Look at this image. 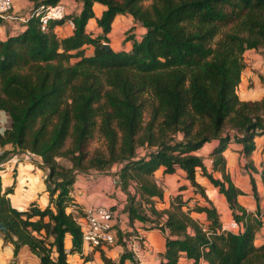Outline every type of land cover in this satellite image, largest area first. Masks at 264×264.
Masks as SVG:
<instances>
[{
    "label": "trees",
    "instance_id": "1",
    "mask_svg": "<svg viewBox=\"0 0 264 264\" xmlns=\"http://www.w3.org/2000/svg\"><path fill=\"white\" fill-rule=\"evenodd\" d=\"M33 1L23 31L0 39V110L11 118L0 147L41 157L49 204L13 208L8 198L13 189L3 192L0 176L3 240L14 246V256L27 246L40 264H70L68 254H81L83 245L81 226L67 212L77 176L119 165L115 185L127 194L123 211L166 234L161 264H180L182 255L191 264H264V244L255 245L264 213L259 208L248 213L239 205L244 193L230 179L223 155L233 141L248 157L256 149L255 138L264 135V96L242 100L238 94L244 54L264 49V0H80V13L71 16L73 34L64 38L54 29L66 19L50 21L43 31L35 16L61 0ZM95 3L105 10L97 19L102 34L93 37L86 26L95 17ZM119 14L131 15L145 29L130 51L103 47ZM87 46L93 47L92 55L86 54ZM97 136L102 145L92 150ZM206 144L214 145L211 171L197 154ZM140 147L147 150L143 156H138ZM5 156L0 155V164ZM159 170H182L210 206L185 211L186 203L176 197L169 208L157 209L154 198H164L153 180ZM198 170L225 196L242 230L222 231ZM252 186L257 198L253 179ZM192 211L206 214L207 228ZM102 260L135 261L127 249L117 261L105 255Z\"/></svg>",
    "mask_w": 264,
    "mask_h": 264
},
{
    "label": "crops",
    "instance_id": "2",
    "mask_svg": "<svg viewBox=\"0 0 264 264\" xmlns=\"http://www.w3.org/2000/svg\"><path fill=\"white\" fill-rule=\"evenodd\" d=\"M60 2H63L67 7V19L62 24L57 25L54 31L60 38H64L73 34L74 24H71L69 19L72 18L71 16L80 13L82 3L80 0H61ZM33 8V0H14L12 10L2 18V22L0 23V39L5 40L8 36L23 31V22L29 16ZM93 9L95 17L88 21L86 31L93 37H96L102 34V29L97 25V19L101 17L105 7L102 4L95 3ZM144 33L145 29L141 24L136 22L131 15L119 14L115 17L111 26V31L107 35V43L114 51H130L134 41L140 40ZM93 52L94 49L92 46L86 47L87 55H92ZM239 96L242 100H256L262 98L264 93L260 98H254L249 95L243 98L240 94ZM8 124L9 127H11V120H8ZM255 144L256 149L248 157L242 153V144L233 141L223 153L226 159V170L230 179L234 185L244 193L238 196L237 201L248 213L253 214L256 213L258 208L264 213V135L257 136L255 138ZM213 146V144H206L197 152L199 155L204 148H207L206 155L200 156L203 157L204 163L209 171L212 170L210 153ZM1 148L3 153H6L3 162L0 164L2 190L5 192L9 188L13 189V192L8 195L11 206L17 210L24 211L31 203L36 202L41 208H45L49 204V194L46 190L45 183L48 172L45 168H42L43 161L41 157L33 158L28 155L27 151H20L11 145H6ZM199 171L200 170L197 172L198 174ZM177 172H180L181 175L184 174L182 170H178ZM214 177L222 179V174L220 172H214ZM252 179L256 185L257 198L253 191ZM197 180L200 185L205 186V184H207L205 180L208 179L202 175H198ZM115 182V175H106L105 177L92 175L88 177L85 176V174H81L77 176L70 194L72 200L75 201L81 209L98 205L112 208L116 212L114 227L117 231L118 241L115 245L109 247L90 248L82 245V253L68 254V262L70 264H102L103 255L117 261L125 252V249H127L132 253L134 260H139V264H161L163 261V254L166 251V234H164L160 228L154 227L153 223L130 220L129 216L123 211L127 203V195L124 194L120 188L116 187ZM185 182L188 181L186 180ZM209 185H211V187L209 186L210 188H208L207 193L211 195V193L216 191L222 207L224 209L226 207L228 208L225 196L219 193L218 189L210 182ZM154 200L157 209H159V205L161 209H164L170 206L173 198H167L164 193L162 201L159 200L158 202L157 198H154ZM67 212L72 213L79 224L81 223V210L75 211L68 206ZM190 214L194 219L196 217L203 218L205 215V213L197 214L194 212ZM232 216L233 215L230 214L227 219L231 220L233 218ZM232 220H234V218ZM262 221L263 225L256 232L255 236L256 246L264 244V217ZM220 222L222 226L225 225L223 224L225 222L221 219V216ZM203 223L206 224L205 222ZM203 226L206 227L207 225ZM3 232L4 231H0V264H21L24 262L29 264H40L39 258L35 256L27 246L22 247L18 255L14 256V246L11 243H4ZM118 232L122 237L121 241L124 243L126 242L125 245L119 242ZM127 239L129 240L127 241ZM71 246V236L67 234L65 238V248L67 252L70 251ZM179 262L180 264L192 263V261L188 260L183 255L180 257ZM125 264H132V262L127 260ZM201 264L207 263L202 262Z\"/></svg>",
    "mask_w": 264,
    "mask_h": 264
},
{
    "label": "rangeland",
    "instance_id": "3",
    "mask_svg": "<svg viewBox=\"0 0 264 264\" xmlns=\"http://www.w3.org/2000/svg\"><path fill=\"white\" fill-rule=\"evenodd\" d=\"M244 62L246 66L242 74V79L240 83L241 85H239L238 87V92L243 98L246 97V95H249L254 98H260L264 93L263 91L264 85L262 83V79H264V49L247 51L244 54ZM148 117L149 115L146 113L145 119L147 120ZM101 145H102V142L100 139H98V136H97L95 140L92 142L91 148L92 150H94L96 148H100ZM207 147H210V146H207ZM206 149L207 148H204L200 152L202 154L199 153V155H206L205 154ZM146 152L147 150L145 147H140L138 149V156H143L145 155ZM59 161L62 165L66 167H70V163L66 159H60ZM119 169H120L119 165H114L108 171L100 172L97 170H90L85 173H80L79 175L85 174V176H88V177L92 175L105 177L106 175L108 176L115 175L116 172L119 171ZM177 171L174 174H165L163 170H159L157 171V173H155L153 177V180L163 189L164 193L166 194V197L167 198L172 197L173 199H175L176 197H181L182 201L186 203V206H184L185 211H187L189 208L193 209L196 205L210 206L208 201H206V199L186 179V174L183 172L184 174L181 175L180 172H177ZM198 175H201L200 171ZM198 175H197V178H198ZM186 180L188 182H185ZM205 181L207 182V184H205V186L207 187L205 186L203 187L206 191L207 197L212 201V204L214 205V207L217 208V211L219 212V216H221V219L225 222L223 224L226 225L228 222H230L233 219L232 218L233 216L231 217L232 218L231 220L227 219L229 215L232 214L231 209L229 208V206H228L229 209L227 207L225 209L222 207V204L220 200L218 199V196H217L218 194H216V191H214V193H211V195L207 193L208 188H210L211 185H209L208 180H205ZM130 191L132 193L135 192L133 187H130ZM123 193L126 194L124 191ZM160 207L161 206L159 205L158 208L161 209ZM192 212L197 213V214H202V213H198L195 211H192ZM195 220H197L200 224H203L205 226L207 225L206 228L209 225V221L207 219L206 214L203 216V218L196 217ZM203 222H205L206 224H204ZM128 240L129 239H127V241ZM132 264H139V260L135 259V261L132 262Z\"/></svg>",
    "mask_w": 264,
    "mask_h": 264
},
{
    "label": "built area",
    "instance_id": "4",
    "mask_svg": "<svg viewBox=\"0 0 264 264\" xmlns=\"http://www.w3.org/2000/svg\"><path fill=\"white\" fill-rule=\"evenodd\" d=\"M14 0H0V18H4L13 8ZM43 10V11H42ZM35 13L39 17L41 29L47 30L50 21L67 19V7L63 2L55 5L47 6ZM69 22L73 24L72 18ZM104 44V43H103ZM8 120H11L8 113L0 110V135H3L9 127ZM28 155L36 158L39 157L29 151ZM3 150L0 147V155ZM71 194V193H70ZM69 206L82 213V221L80 223L82 229L83 245L90 248H100L113 246L118 241L117 231L114 227V220L116 212L109 207L98 205L91 208L81 209L80 206L71 200ZM242 225L235 220H231L226 225L222 226V231L225 232H239L242 230ZM21 264H29L27 262Z\"/></svg>",
    "mask_w": 264,
    "mask_h": 264
},
{
    "label": "water",
    "instance_id": "5",
    "mask_svg": "<svg viewBox=\"0 0 264 264\" xmlns=\"http://www.w3.org/2000/svg\"><path fill=\"white\" fill-rule=\"evenodd\" d=\"M103 47L107 50H110V45L108 43H104ZM0 231H6L5 225L0 221Z\"/></svg>",
    "mask_w": 264,
    "mask_h": 264
}]
</instances>
